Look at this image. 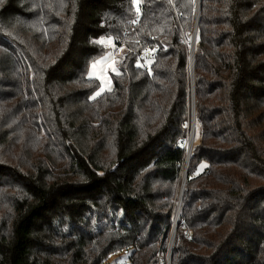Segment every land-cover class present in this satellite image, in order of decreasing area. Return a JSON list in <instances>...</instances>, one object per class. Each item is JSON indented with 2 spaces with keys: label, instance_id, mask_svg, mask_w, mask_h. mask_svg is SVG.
<instances>
[{
  "label": "trees",
  "instance_id": "trees-1",
  "mask_svg": "<svg viewBox=\"0 0 264 264\" xmlns=\"http://www.w3.org/2000/svg\"><path fill=\"white\" fill-rule=\"evenodd\" d=\"M196 26L198 129L173 236ZM102 38L125 52L113 89L92 99L90 66L113 49ZM103 200L126 227L85 248L47 245ZM120 252L123 264H264V0L0 4V264Z\"/></svg>",
  "mask_w": 264,
  "mask_h": 264
},
{
  "label": "rangeland",
  "instance_id": "rangeland-1",
  "mask_svg": "<svg viewBox=\"0 0 264 264\" xmlns=\"http://www.w3.org/2000/svg\"><path fill=\"white\" fill-rule=\"evenodd\" d=\"M139 0H135L136 6H138ZM193 36H191V39H186L189 46V54L191 52V49L193 48ZM111 46H113V49L110 50L105 55L99 57L96 59L91 65L95 64V69H92L90 66L89 73L91 72L93 75V78H97L100 83L101 87L105 89L104 92L109 91L108 89H113L114 83L112 75L115 74L113 72V68H115L116 72L120 73L119 69V57L124 55L125 48L115 47L114 42L111 40V43H107ZM109 54H111L109 56ZM191 56V54H190ZM107 57V59H106ZM192 67V64H191ZM89 75V74H88ZM192 79V70L190 72V81ZM99 88V89H100ZM99 91V90H98ZM103 92V93H104ZM95 96V94H94ZM189 105L190 113L188 115V126L190 129V142L191 147L193 148V145L196 141V132L198 129V124L196 122L195 117V105L193 103V88L191 87V95L189 98ZM195 100V99H194ZM195 123L196 125V132L194 133L193 137L191 134V124ZM189 147V145H188ZM188 149V148H187ZM190 154L187 155L185 163L183 165V172L182 177L184 180L180 183L178 191H177V199L175 201V206L173 209V220L175 224L176 219V212L177 209L180 208V197H181V191L183 188L184 193V187H185V173L188 170L189 162L191 156ZM65 223L61 226H57L56 231L57 234L52 235V237L49 238V242L47 245H52L55 248H60L58 251H63V249L70 245L77 248H85L88 247L91 243L95 241V236L97 235V232L101 229L105 230H121L122 228L126 227V223L122 220V212L119 209H114L110 203H108L106 200H103L100 203L99 209L96 208L95 212L91 215H89V220L87 222H74V220L69 219L68 217L65 219ZM174 228V227H173ZM172 244V241H171ZM60 246V247H59ZM128 255L129 252H120L114 256L111 257L109 260L112 264H123L124 262L128 261ZM168 261V260H167Z\"/></svg>",
  "mask_w": 264,
  "mask_h": 264
},
{
  "label": "built area",
  "instance_id": "built-area-1",
  "mask_svg": "<svg viewBox=\"0 0 264 264\" xmlns=\"http://www.w3.org/2000/svg\"><path fill=\"white\" fill-rule=\"evenodd\" d=\"M139 14H140V13H139ZM139 17H140V15H139L137 18H134L133 20H131V22H130L131 25L136 26V25L139 23ZM124 43H125V40L122 39V38H120V39L118 40V42H117V44H118L119 46H123ZM153 53H154V50H153V51L150 50V51L142 52V58H146V59H148V58H150V57L153 55ZM189 138H190V137H189ZM189 138L187 139V141H185L186 148H188V154H190V150H191V143H188V142H190V139H189ZM188 145H189V147H188ZM180 208H181V205H180ZM180 208L177 209L175 223H176V221H177L178 218H179Z\"/></svg>",
  "mask_w": 264,
  "mask_h": 264
},
{
  "label": "water",
  "instance_id": "water-1",
  "mask_svg": "<svg viewBox=\"0 0 264 264\" xmlns=\"http://www.w3.org/2000/svg\"><path fill=\"white\" fill-rule=\"evenodd\" d=\"M195 33H197V26H196V29H195V31H194V35H195ZM196 38H197V35H196ZM194 50H195V43L193 44V48L191 49L193 103H194V105H195V100H194V70H193ZM191 151H192V147H191L190 155H189V156H191ZM186 177H187V172L185 173V180H186ZM182 198H183V188H182V191H181L180 205H181V202H182ZM177 221H178V220H177ZM177 221H176L175 226H174L173 236L175 235V230H176V227H177ZM172 242H173V241H172ZM171 251H172V248H171ZM168 264H171V254H170V258H169V260H168Z\"/></svg>",
  "mask_w": 264,
  "mask_h": 264
},
{
  "label": "snow or ice",
  "instance_id": "snow-or-ice-1",
  "mask_svg": "<svg viewBox=\"0 0 264 264\" xmlns=\"http://www.w3.org/2000/svg\"><path fill=\"white\" fill-rule=\"evenodd\" d=\"M3 3V0H0V4H2ZM94 43H98V44H100V45H105L106 43H111V41L109 40V41H105L103 38L102 39H100V40H98V41H94ZM111 54H109V56H110ZM106 59H107V57H106ZM137 67H140L141 65H136ZM95 67H96V65L95 64H93V65H91V68L92 69H95ZM113 72L116 74V75H119V73L118 72H116V70H115V68H113ZM93 78V75H92V73L90 72L89 73V79H92ZM109 91L111 90V89H108ZM105 91V89L103 88V87H101L100 89H99V91H97L96 93H95V96H93V97H91L92 99H95L96 97H98V96H100L103 92Z\"/></svg>",
  "mask_w": 264,
  "mask_h": 264
},
{
  "label": "bare ground",
  "instance_id": "bare-ground-1",
  "mask_svg": "<svg viewBox=\"0 0 264 264\" xmlns=\"http://www.w3.org/2000/svg\"><path fill=\"white\" fill-rule=\"evenodd\" d=\"M195 41H196V36H195L194 43H195ZM194 43H193V44H194ZM195 132H196V125H195V123L193 122V123L191 124V134H192V137H193V135H194ZM191 143H192V141H191Z\"/></svg>",
  "mask_w": 264,
  "mask_h": 264
}]
</instances>
